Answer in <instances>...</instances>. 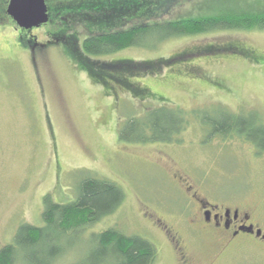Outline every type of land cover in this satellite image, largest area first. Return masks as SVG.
<instances>
[{
    "label": "rangeland",
    "instance_id": "1",
    "mask_svg": "<svg viewBox=\"0 0 264 264\" xmlns=\"http://www.w3.org/2000/svg\"><path fill=\"white\" fill-rule=\"evenodd\" d=\"M49 2L60 10L61 0ZM8 3L0 0V15L6 17L0 20V249L12 244L22 224L43 226L46 195L69 203L77 184L90 175L116 184L125 199L87 235L72 239L58 264H82L89 235L109 229L150 242L157 250L154 264H264L261 237L229 243L193 222L195 203L203 198L237 209L264 233V153L256 146L236 136L208 142L194 119L182 144L118 139L122 121L160 106L188 113L223 106L235 114L255 113L264 123V31L175 38L156 49L133 48L100 59L175 62L142 80L154 94L142 98L106 91L78 69L61 41L49 35L47 2L49 23L32 31L18 28L7 15ZM30 36L40 46L35 54L21 44V37Z\"/></svg>",
    "mask_w": 264,
    "mask_h": 264
},
{
    "label": "trees",
    "instance_id": "2",
    "mask_svg": "<svg viewBox=\"0 0 264 264\" xmlns=\"http://www.w3.org/2000/svg\"><path fill=\"white\" fill-rule=\"evenodd\" d=\"M46 2L52 16L46 26L52 28L49 35L61 41L78 69L106 91L121 89L142 98L154 96L142 80L175 62L100 59L133 48L156 49L175 38L218 31H264V0H61L58 12L49 0ZM171 13L180 14L173 20L165 18ZM2 18L6 17L0 15ZM20 40L34 54L40 51L35 37ZM207 49V53L216 51ZM191 119L206 130L208 142L215 138L229 141L236 136L264 153V123L258 115L235 114L223 106L191 113L168 106L148 109L142 116L122 121L118 139L138 145L182 144L181 136ZM124 199L116 184L90 175L80 180L76 197L69 203L57 204L52 195H46L43 226L22 224L12 244L0 249V264H58L66 257L72 239L87 235L92 226L113 215ZM89 244L82 264H154L157 260V250L150 242L115 229L91 233Z\"/></svg>",
    "mask_w": 264,
    "mask_h": 264
},
{
    "label": "flooded vegetation",
    "instance_id": "3",
    "mask_svg": "<svg viewBox=\"0 0 264 264\" xmlns=\"http://www.w3.org/2000/svg\"><path fill=\"white\" fill-rule=\"evenodd\" d=\"M195 204L198 205V217L193 218V222H195L196 227L202 226L212 230V236L221 235L223 238L227 237L229 243L246 235L264 239V233H262L261 229H256L254 224L247 223V220H249L248 216H242L237 209L232 212L225 206L221 208L203 198ZM168 232L172 234L171 231ZM172 242H174L173 245L178 250L177 247L180 244L176 235L172 236Z\"/></svg>",
    "mask_w": 264,
    "mask_h": 264
},
{
    "label": "water",
    "instance_id": "4",
    "mask_svg": "<svg viewBox=\"0 0 264 264\" xmlns=\"http://www.w3.org/2000/svg\"><path fill=\"white\" fill-rule=\"evenodd\" d=\"M7 15L24 31L39 29L50 21L46 0H9Z\"/></svg>",
    "mask_w": 264,
    "mask_h": 264
}]
</instances>
